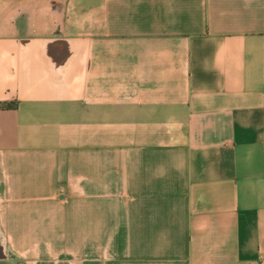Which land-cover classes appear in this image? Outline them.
Wrapping results in <instances>:
<instances>
[{
	"label": "crops",
	"instance_id": "obj_1",
	"mask_svg": "<svg viewBox=\"0 0 264 264\" xmlns=\"http://www.w3.org/2000/svg\"><path fill=\"white\" fill-rule=\"evenodd\" d=\"M0 264H264V0H0Z\"/></svg>",
	"mask_w": 264,
	"mask_h": 264
}]
</instances>
